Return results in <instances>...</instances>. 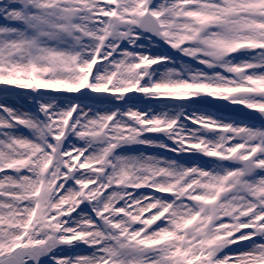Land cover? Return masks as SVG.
<instances>
[{
    "label": "snow or ice",
    "instance_id": "1",
    "mask_svg": "<svg viewBox=\"0 0 264 264\" xmlns=\"http://www.w3.org/2000/svg\"><path fill=\"white\" fill-rule=\"evenodd\" d=\"M0 22V264H264V0Z\"/></svg>",
    "mask_w": 264,
    "mask_h": 264
},
{
    "label": "rangeland",
    "instance_id": "2",
    "mask_svg": "<svg viewBox=\"0 0 264 264\" xmlns=\"http://www.w3.org/2000/svg\"><path fill=\"white\" fill-rule=\"evenodd\" d=\"M0 23H2V22H0Z\"/></svg>",
    "mask_w": 264,
    "mask_h": 264
}]
</instances>
